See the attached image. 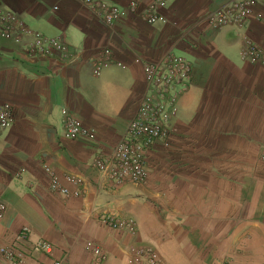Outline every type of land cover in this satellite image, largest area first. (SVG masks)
<instances>
[{"label":"crops","instance_id":"crops-1","mask_svg":"<svg viewBox=\"0 0 264 264\" xmlns=\"http://www.w3.org/2000/svg\"><path fill=\"white\" fill-rule=\"evenodd\" d=\"M225 1L228 0L171 3L162 11L167 23L156 32L159 33L157 39L151 37L154 32H149L137 15H126L107 29L108 32H103L102 40L108 33L111 38L100 43L109 47L112 56L125 65V69L109 68L99 78H92L88 73L85 61L92 52L91 47L84 44L87 30L94 26L96 18L88 8L76 14V1L69 2V17L65 21L68 22L65 32L69 36L65 41L77 44L72 37L76 36L84 44L76 61L62 64L30 61L24 55L29 39H24L19 46L0 40V104L7 103L13 109L12 124L0 137V200L7 208L0 221L1 242L8 245L19 229L28 227L31 241L41 238L50 241L57 256H66L65 264H89V255L83 249L86 241H96L103 248L104 264L119 262L117 252L123 244L111 236L104 242L97 215L101 211L132 213L134 203L127 200L122 204L123 196L137 189L145 190L104 180L91 170L90 163L98 154H110L135 115L145 92L142 63L157 62L168 52L185 56L192 66L191 86L178 103H183L184 97L185 103L191 100L193 111H178L174 141L183 148L199 152L198 168L212 166L215 172L197 174L193 171L186 176L187 182L264 183V164L258 161L264 154V67L242 62L239 56L245 36L264 50V29L251 18L241 30L211 33L204 18ZM116 2L122 7L128 4L125 0ZM0 5L21 18L25 16L38 30H47V36H60L55 30H64L60 23L65 19L61 17L62 21L57 20L55 24L52 16V8H58L57 5H35L29 0H0ZM254 12L264 17V3L258 4ZM99 32L101 34V30ZM85 75L95 82L85 83L82 79ZM117 86L126 91L118 100L112 96L115 91L111 93L110 89ZM115 102L118 107H114ZM62 109H67L84 128L93 132V142L61 138ZM207 156L210 162L203 163ZM45 166L69 190L73 188L65 183V176L81 175L85 180L84 195L65 198L50 192ZM145 167L149 175L147 154ZM19 170L24 173L16 179L14 175ZM220 188L212 185V198L229 197L219 191ZM200 192L196 190L193 197L197 198ZM240 193L241 190L235 195L242 197ZM262 220L258 228L242 226L237 235L241 240L234 243L232 233L226 237L222 233L224 240L219 241L236 261L256 264L257 259L264 260V212ZM209 230L216 236V244L219 230L212 225ZM182 233L178 237L183 246L177 253L181 262L203 264L204 259L197 250H192L190 240ZM26 245L29 247L28 243ZM236 247L237 253L232 250ZM26 263L44 264V261L39 257L35 261L28 259Z\"/></svg>","mask_w":264,"mask_h":264},{"label":"built area","instance_id":"built-area-1","mask_svg":"<svg viewBox=\"0 0 264 264\" xmlns=\"http://www.w3.org/2000/svg\"><path fill=\"white\" fill-rule=\"evenodd\" d=\"M177 0H135L125 8L107 4L102 0H82L93 15L104 26L112 27L126 15H137L147 26L154 27L165 24L162 11ZM264 0H228L212 10L204 22L211 33L223 30H241L253 18L264 29V17L255 13L254 8ZM141 3L144 4L140 7ZM141 8V9H140ZM57 8L53 7L55 11ZM24 39H29L25 45V57L34 62L54 61L58 64L71 63L78 59L80 53L69 50L61 36H47L29 28L14 12L0 6V40L14 45H22ZM240 60L251 65L264 67V50L245 39L239 51ZM89 73L93 78L112 67L125 69V65L113 58L107 48H102L90 54L86 61ZM191 62L181 55L167 53L157 62L142 63L145 92L133 118L128 122L119 142L110 154H98L90 168L102 179L109 180L115 185L129 184L142 186L146 183V153L154 146H166L175 134L174 121L177 115L176 102L191 86ZM61 138L66 141L83 140L93 142V132L84 128L81 122L67 109L60 111ZM13 121V109L7 103L0 104V137ZM264 161V158L262 157ZM45 174L49 178V190L65 198H80L85 192V180L81 175L65 176L66 184L72 190L62 185L60 179L47 166ZM24 170H19L14 177L19 179ZM6 205L0 200V221L6 215ZM98 224L107 230L136 236L135 220L127 215L101 211L97 215ZM29 243V252L34 255L53 256L51 243L38 239L31 241V232L27 227L15 235L9 246H0V257L6 264H21L25 254L19 249ZM89 255V264H104L106 255L101 248L87 241L83 245ZM128 264H166L157 252L147 246L138 245L129 249ZM66 256L53 259L51 264H65Z\"/></svg>","mask_w":264,"mask_h":264},{"label":"rangeland","instance_id":"rangeland-1","mask_svg":"<svg viewBox=\"0 0 264 264\" xmlns=\"http://www.w3.org/2000/svg\"><path fill=\"white\" fill-rule=\"evenodd\" d=\"M71 1L72 0H29L30 4L37 5V3H41L44 4V6H47V4H51L52 6L54 5L58 6L57 8L58 10L56 9L55 11H53L54 13H52V16L55 24L58 21H62V18L65 19L64 22L60 23V26L64 30H60V29L55 30V33L60 34V36L63 38L64 41L65 40L68 41L69 38L67 32H65V30L67 29L68 22L65 21L69 17L68 10L70 9L69 2ZM73 1H76V4H74V10H76L75 11L76 14H81V10L83 8L87 9V7H85L81 3L82 0H73ZM102 1L107 4L116 5L120 8H125L130 2L135 0H125V2H127L128 4L123 7L119 6L116 0H102ZM263 3L264 1L260 2L259 4H263ZM140 5H141L140 7L144 6L143 3H141ZM216 7H214L213 10ZM21 19L23 20L24 23L29 24L32 29L34 30L37 29L36 25L33 24L32 22H29V20L25 16ZM141 22L142 24L145 25L142 26L148 29L149 32L151 30L154 32V35L152 34L151 37H156V39L157 36L159 35V33L156 32H159L160 28L167 23L166 18H165V22H166L165 24L154 27L147 26L142 20ZM96 23L98 25H95ZM95 24L94 26H92L91 29L87 30V36L85 37L86 43L84 41L85 47H91V49L90 48L89 49L92 53L102 48H106L104 47V44H100V43L104 39L111 38V36L108 33V35H105L103 37L104 38L103 40L101 39V35L104 34L103 32L104 31L108 32L107 29H109L110 27L104 26L99 20H97V18L95 19ZM145 28H143V30H145ZM100 30H101V34L99 32ZM37 31L43 33L44 35H49V32L47 30L41 31L37 29ZM72 37H73V41L77 42V44H74L73 42L71 43L77 46L71 45L67 41H65V43L69 48V50H72V53L75 51H78V53H80L79 49L82 48L80 46L84 44H82L81 39L77 38L76 36H72ZM245 39L250 40L248 37L245 36L243 37V42ZM90 40H92L93 42L89 45L88 42H90ZM92 46H95V48L93 49ZM107 49L109 50V47ZM86 67L88 70L89 69L88 66ZM104 76L105 74L102 75V78H104ZM82 79L88 85H92L93 82H95L94 79H92L87 75L82 77ZM121 87L122 86H117L116 88L110 87L111 93H114L113 91H115V94H112V96L115 97L116 100L123 98V95L126 94V91H124L123 87L122 88ZM143 96L141 100L143 99ZM141 100L139 101V104ZM178 100L176 102L177 115H178V111L179 113L180 112L189 113L193 111L190 105L191 100H188L186 103L184 102L185 97L182 99L183 103H178ZM113 105L114 107L119 106L117 102L113 103ZM177 115H176V119H177ZM121 137L119 138V140L121 139ZM174 137L170 138L166 146H159V145L154 146L151 148V150H149L146 153L149 175L146 183L138 187V188L141 187L144 188L145 191L143 192V190L137 189L136 191L134 192L132 191L133 193H131L129 190H127L126 192H130V193L128 195L123 196L121 200V203L124 205H125V201L127 200L132 201L135 205L132 213L125 211V214L129 215L135 220L137 225L136 236H129L125 233H117L111 230L104 229L98 224L96 219L98 226L100 227V229H102V233H103L102 238L104 242L109 240L111 236L113 238H116L120 242V244H123L122 247L120 248L121 251L117 252L118 260H119L117 264H128L127 253L129 249L133 246H138V245H143L154 249L159 255V257L166 264H183L179 256L177 255V253L183 246V241L180 240L178 234L182 233L183 231L185 233V234L182 233L183 236L185 237L187 236V239L190 240L189 243L191 244L192 250L193 251L197 250V253L204 259L202 261L203 264H245L244 262L240 260L236 261L235 258L231 257V254L225 251L226 246L222 245L220 241H223L224 237H226L227 235H231V233L232 235H234L232 243H234L235 240L240 241L241 239L237 237V235L240 234V229L242 226L245 227L246 225H250L251 228L252 227L258 228V225L263 222L262 214L264 212V183L251 182L248 184L247 183L244 184L238 182L232 184L224 183L220 185L216 183L211 184L208 182L206 183L187 182L186 176H189L194 172L197 174L215 173L214 167L203 166L202 168H198L196 163L198 161L199 152L183 148L181 144H179L177 141H174L175 139ZM119 140L117 141V143L119 142ZM262 157L264 158V154L258 157V161L264 164ZM209 158H210L209 156H207L206 159L203 158L202 162L209 163L210 162ZM212 185L220 186L221 188L219 191H222L224 194H228L229 197L212 198L211 197ZM196 190H201V192L200 194H198L197 198H194L193 195ZM232 190L233 193L230 194ZM239 190H241L239 196L243 195L242 197H238V195H235L238 194ZM230 195L232 196L230 197ZM195 223L196 225H194ZM211 225L218 228L219 230L218 238H217L218 240L216 244H215L216 236L213 233L211 234L209 230ZM20 230L21 229H19L17 233ZM222 233H224V237H221ZM45 241L50 243V241L48 240ZM12 243L13 240L8 245H6V243L1 242L0 240L1 247L9 246ZM93 243L97 244L104 252L103 248L96 241ZM171 247L172 249H170ZM19 249H21V251L25 254V259L21 264H27L26 261H28V259L35 261V259L39 257L42 258L44 264H51L53 259L62 257L56 255L55 248L53 249L54 257L31 254L29 252V247L27 245L20 246ZM232 250H234V252L237 253L238 248L236 247L233 248ZM104 254L106 253L104 252ZM0 264H6L1 257H0ZM256 264H264V260L257 259Z\"/></svg>","mask_w":264,"mask_h":264},{"label":"clouds","instance_id":"clouds-1","mask_svg":"<svg viewBox=\"0 0 264 264\" xmlns=\"http://www.w3.org/2000/svg\"><path fill=\"white\" fill-rule=\"evenodd\" d=\"M93 78V77H92Z\"/></svg>","mask_w":264,"mask_h":264}]
</instances>
